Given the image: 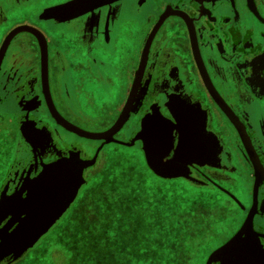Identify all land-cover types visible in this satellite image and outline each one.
I'll use <instances>...</instances> for the list:
<instances>
[{
	"label": "flooded vegetation",
	"instance_id": "1",
	"mask_svg": "<svg viewBox=\"0 0 264 264\" xmlns=\"http://www.w3.org/2000/svg\"><path fill=\"white\" fill-rule=\"evenodd\" d=\"M126 1L73 0L70 11H61L65 5L51 14L65 17L104 5L116 11ZM130 1L123 33L61 39L75 50L68 51L71 56L81 52L71 42L84 41L90 49L88 44L98 41V53L112 67L109 76L94 69L92 57L90 69L68 67L53 50L56 40L37 12L43 0H0V131L4 144H13L12 153L3 150L0 190L5 185L7 195L17 194L44 166L69 158L72 137L90 140L60 125L52 111L90 132L79 122V107L96 108L111 89V102L119 104L108 130L134 89L127 120L113 138L134 135L143 118L179 125L173 137L191 139L184 143L191 185L237 210L241 222L234 234L252 212L253 230L264 247V0ZM140 11L146 18L137 27L132 22ZM85 58L90 61L89 53ZM45 126L52 128V139ZM32 132L43 135L30 140L26 133Z\"/></svg>",
	"mask_w": 264,
	"mask_h": 264
},
{
	"label": "crops",
	"instance_id": "2",
	"mask_svg": "<svg viewBox=\"0 0 264 264\" xmlns=\"http://www.w3.org/2000/svg\"><path fill=\"white\" fill-rule=\"evenodd\" d=\"M72 1L68 0V3ZM132 4H133L132 1L127 0L125 3L119 4V7L116 11H112V6L104 5L85 12L75 13L73 15H69L65 17H56L57 15L55 16L54 14L51 13L54 12L55 10L57 12L60 8L64 7L65 5L67 6V4L63 2V0H43V6L39 10H37V12L39 19L43 20L46 23V28L51 38L56 40L54 42L53 50L59 53L60 57L63 58L65 62L68 64V67L70 66L77 67L82 65L84 68L90 69L91 68L90 57H92L93 59H96V64H94V69L99 70L101 75L111 76V74H109V69L110 68L112 69V67L106 64V60H104V57H102V53L101 52L98 53L100 50V46H99L100 43L98 41L95 40L91 41L88 44V46H90V49L89 48L87 49V47L84 44H81L84 41L76 42V43L71 42L72 44L79 45L81 47V52L77 50L79 51L78 56H71V54H69L68 51L74 52L75 50L74 49L70 50L67 47H65L64 43L66 42L61 41V39L64 38L96 39L95 37H98L100 35H104L108 37L110 32L111 34L114 35V31L115 33L118 32L123 33L124 30H126L125 25L128 23L127 22L129 18L128 15L129 13H132V8H133ZM134 17L136 19V22H132V23L137 25V27L138 24L143 23L146 18L145 14L141 11L138 12L137 15ZM129 27L130 26H128V28ZM127 33L128 32H126V34ZM84 47L86 48V50ZM87 53H89V58H88L90 60L89 62H85V60L87 59L85 58V54ZM112 91L113 90L111 89H107L106 92L101 94L98 101V106L96 108H93L91 106L79 107L81 111L80 112L81 114H79V122L83 128L87 129L92 133H103L107 131L105 129L113 122L112 118L116 115L117 107L119 104V102L115 100L114 102H111L113 101V98H115V96L112 94ZM153 114L157 115L159 113L157 112V110H155ZM143 122H153L156 124L155 131L160 136V139L158 138L160 140L158 142L159 154H160V158L163 157L161 161L169 166H176L180 168L184 172L183 177L174 178V179H163L153 174L151 170L147 167L143 152V142L141 140H135L136 136L141 131V124ZM177 126L179 125L171 121L164 120V118L161 121L155 120L153 118L150 119L143 118L140 122L138 131L134 135L132 136L128 135L120 139L114 138L117 142H120L121 144L102 142L99 146H96L95 142L101 140L82 141V139H76L72 137L71 146L68 148L67 151L69 158L64 161H72L73 166L74 164H81L82 166L79 171V176L82 184L78 189L77 196L81 187L88 184L92 178L94 180V178L99 174L102 166L101 153L105 147L110 146L112 144L124 148H130V147L138 148L146 168L154 176L162 180L183 179L186 180L187 182H190L189 185L194 184V180L191 179L189 176V165L191 163H189V161L185 157L186 151L184 148V143H186L187 141L191 142V139L183 137L184 134L183 135L181 134L179 137L178 136L173 137L174 135L172 133L174 130H178ZM42 129H44L46 132L44 130L43 131L47 134V136L50 139H52V132H53L52 128L45 126L42 127ZM176 140H177V145L176 147H174L173 144ZM26 142H28L27 139ZM29 143L30 142H28V144ZM2 147H0V149H2L3 152L4 148ZM189 147H191V144L189 145ZM165 151H167V155L163 156V153ZM57 152L59 153V151ZM84 154L86 158L82 159L81 155ZM0 155L3 156V153H0ZM61 161L62 160H58L54 163L44 166L42 172L37 177L33 178L30 184L23 183L17 194L13 193L11 195H7L5 185L2 187V189L0 190V206H2L1 207L2 210H8V209L10 210V212L7 213L8 216H6L5 221L11 217L10 214L14 212L15 209L19 206V204L26 198L34 181L45 170L50 168L51 165L60 164ZM97 161L98 163L96 164ZM73 202L71 203V205L73 204ZM71 205L69 206V208L71 207ZM68 209L66 210V212L68 211ZM33 216L35 215L30 213L29 211V213L23 214L21 218L29 219V218H33ZM5 221L2 222L0 226H3ZM251 230L255 235V238L258 239L260 242V236L253 230L252 224H251ZM30 250L24 253V255L18 260L26 256V254ZM238 255H239V251H237L232 255L231 264L237 263ZM259 257L261 258V262L264 261V257L261 256L260 252H259ZM18 260L9 261L8 259H5L2 262H0V264H13L16 263ZM220 263L216 262L212 264H220Z\"/></svg>",
	"mask_w": 264,
	"mask_h": 264
},
{
	"label": "trees",
	"instance_id": "3",
	"mask_svg": "<svg viewBox=\"0 0 264 264\" xmlns=\"http://www.w3.org/2000/svg\"><path fill=\"white\" fill-rule=\"evenodd\" d=\"M126 163L132 161L127 160ZM118 174L112 177L116 183L111 189L95 187L91 194L94 200L82 201L83 205L98 211L99 225L93 226L91 218L83 217L80 207L77 215L66 217L58 230L52 231L59 237L57 243L61 249L56 252L59 254L57 258H53L54 250L47 252V247L37 244L13 264H186L179 253L202 243L198 239L200 226L188 222L184 225L185 232H181L177 230L180 222L168 216L167 211L147 213L144 194L134 185L125 187L127 185L123 184L130 185L127 182L120 184ZM196 212L199 213L197 208ZM203 228L204 233L208 231L206 225ZM89 230L107 238L106 241L100 240L101 245L108 243L107 251L98 255L89 246L85 235ZM179 235L185 237V242H179ZM181 243H184L183 247H179ZM47 254L48 263L43 260Z\"/></svg>",
	"mask_w": 264,
	"mask_h": 264
},
{
	"label": "rangeland",
	"instance_id": "4",
	"mask_svg": "<svg viewBox=\"0 0 264 264\" xmlns=\"http://www.w3.org/2000/svg\"><path fill=\"white\" fill-rule=\"evenodd\" d=\"M4 132L0 133V147L6 153L13 151V144L9 143V147L4 144ZM0 153L2 149H0ZM102 166L99 174L89 181L88 184L81 187L76 200L73 202L68 211L49 229V231L38 241V246L47 247V252L54 250L53 258L59 256L56 253L60 250L58 235H55V230H58L59 224L71 215H77L81 207L82 201H93L92 190L95 187L100 189H111L116 180L112 177L117 175L119 183L131 187L134 185L140 192L144 194V205L146 212L152 211V214L167 211L168 216L179 221L177 230L185 232L184 225L188 222H193L200 226L201 232L198 239L202 241L200 244H195L191 249H183L179 253V257L186 264H205L209 254L223 245L228 239L232 238L234 232L239 227L241 215L231 205L227 204L223 197L205 190L193 187L181 179L162 180L154 176L147 168H145L140 151L136 147L124 148L117 145H110L103 149ZM131 160L132 163H126ZM2 156L0 155V186L2 185V177L4 174ZM107 179V181H104ZM111 180V182H110ZM110 182V183H108ZM108 183V184H106ZM84 197V198H83ZM165 209H164V202ZM196 208L199 213L196 212ZM204 225L207 230L204 233ZM203 226V227H202ZM136 234V233H135ZM198 235V234H197ZM232 236V237H231ZM181 237L179 242H185V237ZM36 244V245H37ZM181 243L179 247H183ZM177 248V247H176ZM33 249V248H32ZM48 254L43 257V260L48 263Z\"/></svg>",
	"mask_w": 264,
	"mask_h": 264
},
{
	"label": "water",
	"instance_id": "5",
	"mask_svg": "<svg viewBox=\"0 0 264 264\" xmlns=\"http://www.w3.org/2000/svg\"><path fill=\"white\" fill-rule=\"evenodd\" d=\"M2 52V51H1ZM1 57V54H0ZM141 70V69H140ZM134 89H132L127 104L122 114L114 125L103 133H90L76 128L63 121L52 110V114L67 130L90 140H101L105 143H119L113 137L123 127L127 120V115L133 101ZM148 133H145V128ZM156 124L153 122H143L141 131L135 140L143 142V152L147 167L153 174L163 179L181 178L184 172L176 167L164 164L161 161L158 142L160 136L155 131ZM147 137V145L145 138ZM159 138V139H158ZM147 149V150H146ZM151 155V163H149ZM53 164L45 170L33 183L26 198L12 212L11 217L5 221L10 210H2L0 206V262L5 259L15 261L21 258L24 253L32 249L38 241L49 231V229L63 216L66 210L77 196L81 186L79 171L81 164L72 165L71 169L57 168ZM257 192V185L254 186V197ZM32 213L33 218H21L23 214ZM253 213L250 212L241 228L223 245L213 250L205 264L221 262L220 264H231L232 255L239 251L237 263L234 264H262L259 251L256 250L255 235L251 230ZM239 241L233 245L228 253L222 252L228 248L233 241ZM241 250V251H240ZM215 257V259H213Z\"/></svg>",
	"mask_w": 264,
	"mask_h": 264
},
{
	"label": "snow or ice",
	"instance_id": "6",
	"mask_svg": "<svg viewBox=\"0 0 264 264\" xmlns=\"http://www.w3.org/2000/svg\"><path fill=\"white\" fill-rule=\"evenodd\" d=\"M63 2H65L67 4V8L66 9H61V11H70L74 4L73 3H68V0H63ZM257 77L259 75V71L260 69L255 70ZM260 85L261 87H264V79L260 80ZM148 128H145V133H148ZM42 133L41 132H32L30 135L26 133V136H28V138L31 140L32 137H35L37 140H39L42 137ZM145 145H147V137L145 138ZM147 150V149H146ZM167 155V151H165L163 153V156ZM163 157H161L162 159ZM171 162V161H169ZM149 163H151V155H149ZM55 167L57 168H66V169H71L72 167V161H64L62 160L60 162V164L55 165ZM93 208H95V205L92 206ZM81 214L83 217L86 218H91L90 222L92 223L93 226L99 225L101 223V220L99 218V214L98 211H93L91 210L87 205H81ZM133 226L130 224V227ZM106 231V229L104 230ZM85 235L87 236V242L89 244V246L97 252L98 255H100L102 253V251H107L108 250V243L106 242L104 245L100 244V240L104 239L105 241L107 240L106 237H102L101 235L97 234V233H93L91 232V230H89L88 232L85 233ZM253 240H255L256 243V250L260 252L261 256L264 257V247H262L260 245V242L258 239L256 238H252ZM237 241H239V237H237L236 241H233L232 244H230L228 246V248H225L222 250V252L224 253H228L234 244L237 243ZM213 259H215V257H213ZM262 264H264V261H262Z\"/></svg>",
	"mask_w": 264,
	"mask_h": 264
}]
</instances>
